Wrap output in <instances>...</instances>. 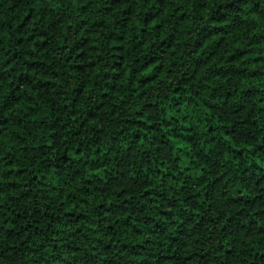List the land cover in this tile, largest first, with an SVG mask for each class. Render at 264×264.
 Segmentation results:
<instances>
[{
  "label": "trees",
  "instance_id": "16d2710c",
  "mask_svg": "<svg viewBox=\"0 0 264 264\" xmlns=\"http://www.w3.org/2000/svg\"><path fill=\"white\" fill-rule=\"evenodd\" d=\"M0 264H264V0H0Z\"/></svg>",
  "mask_w": 264,
  "mask_h": 264
}]
</instances>
